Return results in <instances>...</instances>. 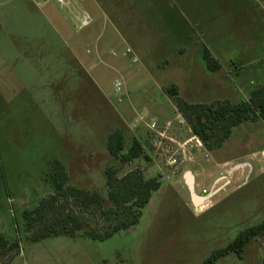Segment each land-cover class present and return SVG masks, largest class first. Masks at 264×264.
Wrapping results in <instances>:
<instances>
[{
	"label": "rangeland",
	"instance_id": "1",
	"mask_svg": "<svg viewBox=\"0 0 264 264\" xmlns=\"http://www.w3.org/2000/svg\"><path fill=\"white\" fill-rule=\"evenodd\" d=\"M123 25L128 31L103 16L94 0H0V233L20 243L11 264H202L264 221V122L243 123L221 148L207 151L164 91L178 83L183 98L185 57L172 47L185 44L153 40L141 24ZM226 69L216 80L235 91L233 102L264 84L263 75H255L264 59ZM152 121L157 131L168 126L166 139L148 127ZM117 129L127 144L142 140L151 160L121 165L111 157L107 140ZM170 155L178 165H167ZM57 162L70 184L101 192L107 207L110 167L119 168V176L138 169L162 184L140 223L108 240L31 242L22 213L53 192L47 174ZM187 171L197 195L211 194L199 210ZM103 222L89 217L94 228ZM216 264H264V232L241 257L230 253Z\"/></svg>",
	"mask_w": 264,
	"mask_h": 264
},
{
	"label": "trees",
	"instance_id": "2",
	"mask_svg": "<svg viewBox=\"0 0 264 264\" xmlns=\"http://www.w3.org/2000/svg\"><path fill=\"white\" fill-rule=\"evenodd\" d=\"M203 57L209 71L222 69L209 50H204ZM164 91L173 98L179 113L207 151L221 148L230 139L233 130L243 123L264 122V85L253 90L249 99L239 102L216 100L211 103H190L180 96L176 84L164 88ZM107 150L121 165L131 164L137 159L151 160L142 140L134 137L127 144L125 134L120 129L109 135ZM119 172V168L112 167L106 171L107 195L111 201L107 207L101 192L70 184L66 167L57 162L47 174L53 192L34 209L22 213L26 231L30 234L29 240L38 242L49 237L81 236L105 241L120 231L137 226L144 209L162 183L159 177L146 178L138 169L124 176H119ZM92 215L100 216L105 225L104 222L101 228L89 225ZM263 232L264 221L240 232L226 247L214 252L202 264H216L221 257L230 253L241 257L246 245ZM19 252L20 243L10 241L0 233V264H11Z\"/></svg>",
	"mask_w": 264,
	"mask_h": 264
},
{
	"label": "crops",
	"instance_id": "3",
	"mask_svg": "<svg viewBox=\"0 0 264 264\" xmlns=\"http://www.w3.org/2000/svg\"><path fill=\"white\" fill-rule=\"evenodd\" d=\"M94 3L103 16H109L119 26L141 24L140 32H149L153 40L185 44L172 48L181 47L185 57L181 61L182 96L190 103L232 101L236 96L226 84L217 82L219 71L207 69L205 49L222 65L220 71L225 72L226 67L257 66L264 59V0H94ZM123 12L132 20L123 21ZM137 29L136 34L140 33ZM259 73L264 77V70H255L256 76ZM174 84L180 90V84ZM222 90L225 93H220Z\"/></svg>",
	"mask_w": 264,
	"mask_h": 264
},
{
	"label": "built area",
	"instance_id": "4",
	"mask_svg": "<svg viewBox=\"0 0 264 264\" xmlns=\"http://www.w3.org/2000/svg\"><path fill=\"white\" fill-rule=\"evenodd\" d=\"M132 53H133V51H132L131 48H127V49H126V52H125L126 55H131ZM114 55H117V54L114 53ZM133 61H134V62H137L138 59H137L136 57H134ZM115 90H116L117 92L121 91V84H120V83H116V85H115ZM148 127H149L150 129H152L153 131L159 133V135H160L161 138H163V139H166V138H167L166 133H167V131H168V126H166V128H165L164 130H160V131H161V132H160V131H157V130H156V124H155V122L152 121L151 124L148 125ZM198 144L201 145V143H200L199 141H198ZM188 159H189V158H187V160H188ZM166 161H167V165L170 166V167H171V166L174 167V166L178 165V159H177V157H175L174 155H170V156L167 158ZM199 207H200V206H199ZM199 207L196 206V209L199 210Z\"/></svg>",
	"mask_w": 264,
	"mask_h": 264
},
{
	"label": "water",
	"instance_id": "5",
	"mask_svg": "<svg viewBox=\"0 0 264 264\" xmlns=\"http://www.w3.org/2000/svg\"><path fill=\"white\" fill-rule=\"evenodd\" d=\"M263 154H264V152H263ZM238 166H241V165H237V166L233 167L232 170H231V173ZM248 166H250V165H248ZM185 180H186L187 187H188V189L190 191L191 199L194 202L195 206H198L197 205L198 203H200V202L201 203H204L205 201H207L209 199V197L211 196V194H209L207 196H199V195H197L196 190H195V176L193 175V173L191 171H187L186 172V174H185Z\"/></svg>",
	"mask_w": 264,
	"mask_h": 264
},
{
	"label": "bare ground",
	"instance_id": "6",
	"mask_svg": "<svg viewBox=\"0 0 264 264\" xmlns=\"http://www.w3.org/2000/svg\"><path fill=\"white\" fill-rule=\"evenodd\" d=\"M200 203H201V202H200ZM200 203H198V204H197V205H198V207H199Z\"/></svg>",
	"mask_w": 264,
	"mask_h": 264
}]
</instances>
